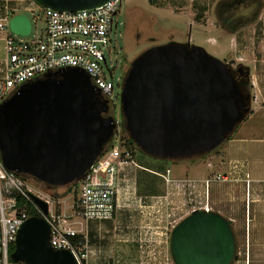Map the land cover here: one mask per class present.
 Listing matches in <instances>:
<instances>
[{"label": "water", "instance_id": "obj_1", "mask_svg": "<svg viewBox=\"0 0 264 264\" xmlns=\"http://www.w3.org/2000/svg\"><path fill=\"white\" fill-rule=\"evenodd\" d=\"M36 1L73 12L107 0ZM8 27L27 36L31 20L14 14ZM249 97L226 63L199 45L182 43L138 55L120 93L128 136L140 151L167 160L212 152L249 113ZM110 109L109 98L82 69L60 68L20 85L0 103L3 166L51 187L79 181L115 134L117 121ZM30 197L47 213L44 199ZM49 238L46 219L28 217L17 230L11 260L76 264L69 250L54 249ZM169 246L175 264H231L236 252L231 220L204 209L192 210L172 227Z\"/></svg>", "mask_w": 264, "mask_h": 264}, {"label": "rangeland", "instance_id": "obj_2", "mask_svg": "<svg viewBox=\"0 0 264 264\" xmlns=\"http://www.w3.org/2000/svg\"><path fill=\"white\" fill-rule=\"evenodd\" d=\"M219 1L154 0L155 4H151L148 0H122L109 51V64L114 66L110 110L117 128L107 146L114 141L119 145L128 135L119 124L123 118L120 93L134 59L158 45L194 44L226 63L232 73L239 65L249 69V75L237 82L250 94V111L229 136L236 139L238 147L233 156L238 162L230 163L228 169L224 161L223 148L228 138L215 151L185 159H157L135 150L124 169L118 193L120 206L114 217L105 221L86 222L78 215V185L51 187L29 176L23 179L32 194L51 201L50 209L58 207L61 214L72 217V227L84 236L88 249L86 264H175L169 229L205 205L231 219L236 241L233 261L245 264L249 239L250 263L264 264V0H260L256 19L233 32L218 23L215 8ZM248 2L238 0L233 13L240 16L241 10L248 12ZM22 13L32 22V34L18 36L10 32L11 35L26 41L40 36L45 27L42 11L25 9ZM5 56L1 48L0 58ZM230 170L231 180L215 179L218 173ZM147 175L154 178L150 188L153 194L145 188L149 182L146 177H150ZM205 180H209L207 187ZM246 229L251 230L249 238L244 237Z\"/></svg>", "mask_w": 264, "mask_h": 264}, {"label": "built area", "instance_id": "obj_3", "mask_svg": "<svg viewBox=\"0 0 264 264\" xmlns=\"http://www.w3.org/2000/svg\"><path fill=\"white\" fill-rule=\"evenodd\" d=\"M22 2L24 0H17ZM29 11H42L45 22L40 36L28 41L11 35L8 22L12 13L6 9L0 16V33L4 39L5 58L0 61V103L17 91L18 87L32 79L42 77L60 68L73 67L84 70L92 84L111 103L114 91L113 65H110L109 51L112 45L113 29L117 25L116 15L122 0H107L102 5L73 12L59 11L40 5L36 0H27ZM16 10V9H15ZM13 33V32H12ZM32 34L31 30L27 35ZM18 35V34H16ZM21 36V35H18ZM130 151L120 145L105 147L93 161L83 177L77 181L78 215L84 221H105L114 217L119 208V189L124 181V169L131 160ZM233 170L218 173L215 179L231 180ZM168 172V171H167ZM205 186L209 180H205ZM16 194L29 201L50 226V244L54 249H66L73 255L76 264H86L88 249L72 237L80 231L72 227L71 216H65L49 208L47 213L31 199V191L15 172L8 171L0 159V264H25L10 258L19 226L30 217L26 203L18 204ZM37 196V195H36ZM209 211L210 207H202Z\"/></svg>", "mask_w": 264, "mask_h": 264}, {"label": "trees", "instance_id": "obj_4", "mask_svg": "<svg viewBox=\"0 0 264 264\" xmlns=\"http://www.w3.org/2000/svg\"><path fill=\"white\" fill-rule=\"evenodd\" d=\"M148 1L151 4H155L154 0H148ZM237 1L238 0H220L217 3L216 8H215V16L218 20V23L220 24L221 28H223L224 30H227L229 32H233L237 27H240L243 24H246L247 22H251V21L255 20L256 17L258 16V13L260 10L261 1L260 0H250V2H248L249 6H247L245 8L247 10L249 9V11L244 13V11L241 10V12L239 14L240 16L235 15L233 13V10L237 6ZM119 124L121 125V130L126 131L123 118H122L121 122H119ZM229 138H231V137H229ZM115 142L116 141L109 144L107 147H112V146L116 145ZM119 145L126 147L130 151L132 156H133L135 150H139L136 147L135 143L132 141V139L128 135L125 136L124 141H122ZM215 149L213 151H215ZM17 175L21 179H25L26 177H28L27 175H21V174H17ZM147 176H150L152 180L150 179V177H146L149 180V182L146 181L147 184H146L145 188H146L147 192H152V194H153V190H150V188L153 186L152 183H153L154 178H153V175H147ZM73 185L76 186L77 183H73ZM68 190H70V187H67V191ZM53 196L56 198L60 197V195H57V194H54ZM16 198H17L18 204L22 205L23 203H26L25 205L28 209L29 215L32 216V215L37 214L35 209L32 208L29 201L22 199L18 194H16ZM55 212L57 214H59L60 210L58 207H55ZM79 240H81V242H83V235L82 234H78V235L72 237V241H74V242H78ZM13 248H14V245L11 246L10 250L12 251ZM234 259H235V256H234Z\"/></svg>", "mask_w": 264, "mask_h": 264}, {"label": "crops", "instance_id": "obj_5", "mask_svg": "<svg viewBox=\"0 0 264 264\" xmlns=\"http://www.w3.org/2000/svg\"><path fill=\"white\" fill-rule=\"evenodd\" d=\"M28 4L29 3H28L27 0H24L22 2H19L17 0H0V16L4 14L6 9H9V12H11L12 14L13 13L14 14L22 13L23 10H25V9L28 10L29 9ZM17 10H18V12L15 13V11H17ZM210 39L212 41H214L212 38H210ZM1 48H3V50H4L3 36L0 34V49ZM3 59L0 58V61H2ZM235 142H236V139L234 137H231L224 143V148H223L224 154L223 155H224V159H225L224 161H225L226 165H228V169H230V167H229L230 163L238 162V158L233 156L235 154L234 150L238 147V146L235 145ZM222 160H223V158H222ZM173 226L174 225L171 226V228L169 229V232L171 231ZM165 233H166V231H165ZM250 234H251V230L250 229H246V232H244V237L247 235V237L249 238ZM248 241H249V244H248V250L249 251H248V255L246 256V259L244 260L245 264H251L250 262L252 261V259H251L252 255H251V252H250V240L248 239ZM235 246H236V241H235ZM236 262H237L236 260L235 261L232 260L231 264H236Z\"/></svg>", "mask_w": 264, "mask_h": 264}, {"label": "flooded vegetation", "instance_id": "obj_6", "mask_svg": "<svg viewBox=\"0 0 264 264\" xmlns=\"http://www.w3.org/2000/svg\"><path fill=\"white\" fill-rule=\"evenodd\" d=\"M116 63H118V59L115 60ZM240 66V65H239ZM238 66V67H239ZM238 67L236 69L233 70V75L235 76V78L238 79H242L245 77V70L243 68H241V70L238 69ZM236 74V75H235ZM232 225V223H231Z\"/></svg>", "mask_w": 264, "mask_h": 264}]
</instances>
